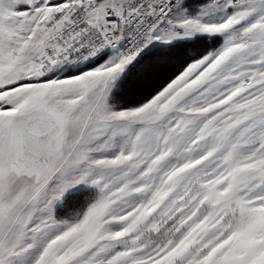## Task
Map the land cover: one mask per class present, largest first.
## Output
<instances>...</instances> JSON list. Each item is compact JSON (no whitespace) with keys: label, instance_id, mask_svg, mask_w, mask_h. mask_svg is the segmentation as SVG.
Here are the masks:
<instances>
[{"label":"snow or ice","instance_id":"1","mask_svg":"<svg viewBox=\"0 0 264 264\" xmlns=\"http://www.w3.org/2000/svg\"><path fill=\"white\" fill-rule=\"evenodd\" d=\"M0 264H264V0H0Z\"/></svg>","mask_w":264,"mask_h":264}]
</instances>
